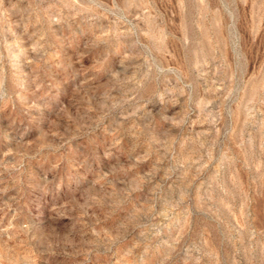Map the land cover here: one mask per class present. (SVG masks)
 I'll return each mask as SVG.
<instances>
[{"label": "rangeland", "instance_id": "1", "mask_svg": "<svg viewBox=\"0 0 264 264\" xmlns=\"http://www.w3.org/2000/svg\"><path fill=\"white\" fill-rule=\"evenodd\" d=\"M0 264H264V0H0Z\"/></svg>", "mask_w": 264, "mask_h": 264}]
</instances>
